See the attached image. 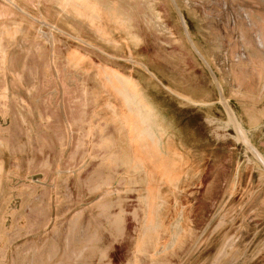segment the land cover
<instances>
[{
	"label": "rangeland",
	"instance_id": "374dc122",
	"mask_svg": "<svg viewBox=\"0 0 264 264\" xmlns=\"http://www.w3.org/2000/svg\"><path fill=\"white\" fill-rule=\"evenodd\" d=\"M177 1L264 157V0ZM168 90L216 101L169 0H0V264H264V167Z\"/></svg>",
	"mask_w": 264,
	"mask_h": 264
},
{
	"label": "water",
	"instance_id": "95a60500",
	"mask_svg": "<svg viewBox=\"0 0 264 264\" xmlns=\"http://www.w3.org/2000/svg\"><path fill=\"white\" fill-rule=\"evenodd\" d=\"M171 4L182 24L183 27V31L185 36L187 37V40L189 42V44L191 45V48L193 49L194 53L197 55V57L200 59V61L203 63L204 67L206 68V70L208 71L210 77L212 78L215 87L218 91L219 94V98H220V104L223 106V108L225 109L228 117L231 119L234 128L238 134V136L242 139V141L244 142V144L248 147V149L250 150V152L254 155V157L257 159V161L264 167V158L263 156L259 153V151L252 145V143L247 139V137L245 136L243 130L241 129L238 121L236 120V117L234 116L231 108L228 105L227 99L224 95V91L222 89L220 80L218 78V75L216 74L215 70L213 69V67L208 63V61L206 60L205 56L202 54V52L199 51V49L197 48V46L195 45L194 41L191 38L190 32L188 30L186 21L183 17V14L181 12V8L179 7L178 3L176 0H170Z\"/></svg>",
	"mask_w": 264,
	"mask_h": 264
},
{
	"label": "crops",
	"instance_id": "0c3cea01",
	"mask_svg": "<svg viewBox=\"0 0 264 264\" xmlns=\"http://www.w3.org/2000/svg\"><path fill=\"white\" fill-rule=\"evenodd\" d=\"M179 3V2H178ZM180 5V4H179ZM184 13V12H183ZM185 15V14H184ZM186 17V16H185ZM187 19V18H186ZM210 61V60H209ZM211 63V62H210ZM220 79H221V86H222V89H223V91H224V95H225V97H226V99H227V101H229L230 103H233L234 102V98H233V94L232 93H235V92H233V91H236V90H233V88H232V84L231 83H228V82H226V81H224V80H222V78L220 77ZM211 81H212V86H213V90H214V96H215V98H216V101H215V103H211V104H209V103H206V102H204V103H198L199 105H198V108H202V107H204V108H207L209 105L211 106V105H219V106H221V108H223L222 107V105L220 104V98H219V94H218V91H217V89H216V87H215V84H214V82H213V80H212V78H211ZM234 87H236L235 85H233ZM169 91V90H168ZM168 94L170 95V96H172L173 98H178V99H180V100H183V101H185V102H187V103H190V104H192V105H187V107H188V110H191V109H189V108H194V113H195V116H201V113H202V111H199V109L197 108V105L195 104V103H193V102H190L189 100H187L186 98H181V97H179L177 94H175L174 92H172V91H169L168 92ZM196 106V107H194V106ZM235 108H236V105H235ZM200 110H202V109H200ZM224 110V109H223ZM201 112V113H200ZM203 114V113H202ZM200 132H202L204 135L203 136H206V135H208V131H207V119L206 118H204L203 116H202V123H201V127H200ZM209 136L211 137V134H209ZM151 137H152V135H151ZM170 139H172L174 142H175V144H174V146H173V148L175 149V151H178V150H180V148H184V147H186V148H190L189 146H187V145H183V144H181V143H177V141H179V139H178V137L177 136H170L169 137ZM213 141V140H212ZM134 144H136V143H134ZM134 144H131V147H134V148H136L137 147V145H134ZM202 145H201V143L198 145V146H196V148H200ZM214 146H219V143H215L214 144ZM183 162H189L188 160H184Z\"/></svg>",
	"mask_w": 264,
	"mask_h": 264
},
{
	"label": "bare ground",
	"instance_id": "6f19581e",
	"mask_svg": "<svg viewBox=\"0 0 264 264\" xmlns=\"http://www.w3.org/2000/svg\"><path fill=\"white\" fill-rule=\"evenodd\" d=\"M170 1V0H169ZM177 1V0H176ZM170 3H171V1H170ZM177 3H178V1H177ZM178 5H179V3H178ZM179 7H180V5H179ZM181 8V7H180ZM181 12H182V14H183V17H184V19H185V21H186V18H185V16H184V13H183V10H182V8H181ZM186 24H187V27H188V30H189V32H190V35H191V38H192V40L194 41V38H193V36H192V34H191V31H190V28H189V25H188V23H187V21H186ZM133 38V37H132ZM132 38H130V39H132ZM134 40H132L131 42H133ZM194 43H195V45H196V42L194 41ZM197 46V45H196ZM197 48H198V46H197ZM199 49V48H198ZM199 51H200V49H199ZM201 52V51H200ZM206 58V57H205ZM206 60L208 61V59L206 58ZM208 63L210 64V62L208 61ZM211 65V64H210ZM212 66V65H211ZM114 73V72H113ZM109 78V77H108ZM110 79V78H109ZM118 79L120 80V82L122 83V84H124L125 85V87H126V89H127V91H129L130 92V88H131V83L128 81V80H126L125 78H123V77H119L118 76ZM110 82H111V80H110ZM113 85H114V83H113ZM115 87V86H114ZM121 90V89H120ZM125 90V89H124ZM123 90V91H124ZM115 91V90H114ZM123 93V92H122ZM126 94H127V92H126ZM124 98V97H123ZM140 97L137 95V94H131L130 93V95H128L127 97H126V99H127V102L129 103V104H131L130 105V107L131 106H135L137 109H139V110H141L142 112V115H143V117L145 118V121L146 122H150V121H148L147 120V118H149V117H147L148 115H149V112L147 111V110H145L144 109V107H145V105H144V107L142 106V104H141V102H140V99H139ZM124 100V99H123ZM124 102H126V101H124ZM131 111V110H130ZM133 113V112H132ZM139 115V114H138ZM154 115V114H153ZM147 118H146V117ZM143 117L141 118V120H142V122H143ZM136 118V117H135ZM141 124V123H140ZM152 124V123H151ZM242 124V123H241ZM150 125V124H149ZM243 126V125H242ZM149 127V126H148ZM158 127V126H157ZM159 128H160V126H159ZM145 129H146V133L147 134H149L150 136L152 135V133H151V131L150 130H148V129H150V128H146L145 127ZM155 129V128H154ZM140 131V130H139ZM165 131V130H164ZM156 132V131H155ZM244 132V131H243ZM158 133V132H157ZM164 134V133H163ZM158 135V134H157ZM159 136V135H158ZM248 136V135H247ZM249 137H250V135H249ZM159 138V137H158ZM158 156V155H157ZM264 158V157H263ZM159 162V161H158Z\"/></svg>",
	"mask_w": 264,
	"mask_h": 264
},
{
	"label": "flooded vegetation",
	"instance_id": "af4514ba",
	"mask_svg": "<svg viewBox=\"0 0 264 264\" xmlns=\"http://www.w3.org/2000/svg\"><path fill=\"white\" fill-rule=\"evenodd\" d=\"M185 16V15H184ZM186 18V17H185ZM186 21H187V19H186ZM187 23H188V21H187ZM195 41V40H194ZM209 61V60H208ZM210 62V61H209ZM211 64V63H210ZM212 65V64H211Z\"/></svg>",
	"mask_w": 264,
	"mask_h": 264
}]
</instances>
